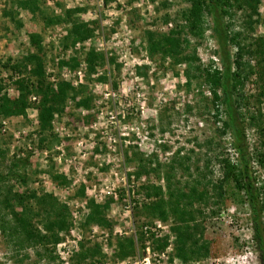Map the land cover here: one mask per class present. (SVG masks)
I'll list each match as a JSON object with an SVG mask.
<instances>
[{"label": "rangeland", "instance_id": "374dc122", "mask_svg": "<svg viewBox=\"0 0 264 264\" xmlns=\"http://www.w3.org/2000/svg\"><path fill=\"white\" fill-rule=\"evenodd\" d=\"M37 1L41 14L20 7L16 0H0V95L11 98L18 95L13 81L20 72L12 66L23 65L25 57L32 53L42 60L51 83L64 81L77 91H69L64 111L55 116L52 136L40 131L37 112L30 111L24 117L0 116V210L7 213L2 201L9 190L27 193L32 223L42 236L45 232L39 224L40 217L34 215L38 207L32 195L52 194L68 208V223L59 232L57 243L40 236L39 242L23 247L15 244L18 241L15 235L13 239L5 236L0 227V264H181L175 256L172 219L164 222L154 219L151 223L141 213L142 205L148 202L142 186L153 183L165 190L168 170L165 167L170 165L175 167L173 183L179 181L183 185L200 178L203 184L209 182L214 193L213 184L222 173L217 157L222 154L242 163L230 147L229 134L221 136L220 118L214 113L207 86L193 80L188 88L185 63L176 64L159 55L151 57L148 52V37L167 34L183 25L182 12L189 3L187 0ZM76 7L82 10L71 18L89 24L94 34L82 43L64 46L63 39L71 23L61 20L47 26L43 18H62L65 10ZM257 11L259 22L253 25H249L247 9L232 8V16L227 18L232 29L240 31L251 48L257 38L264 36V0L259 2ZM204 20L203 37H193L187 31H183L182 37L189 41L187 51H196L202 64L214 60L218 66L211 18L206 14ZM34 33L41 35L39 49L31 42ZM90 48L103 54L95 72L89 74L87 66L83 67L82 79L76 83L64 77V67L71 72L76 67L66 64L62 68L61 60L69 61L77 55L83 61L84 51ZM111 57L114 62H110ZM249 59L252 71L244 89L248 110L245 109L242 120L248 164L259 188L264 179V169L257 162V154L264 152V97L259 95L263 83L258 78L263 64L258 65L260 56L255 54ZM141 66H144L142 74L138 73ZM21 69L22 74L33 76L31 65ZM101 76L106 80H101ZM85 95L92 97L88 108L76 103ZM17 157L27 159V164L9 173ZM139 157L145 159L146 171L137 174ZM52 167L67 179L66 185L52 180ZM202 173L207 177L203 178ZM83 187L84 193L79 194ZM90 200L106 207L105 217L111 228L98 224L84 226ZM14 205L15 211L22 208ZM202 209L204 214L199 216V223L209 254L190 264H261L244 191L227 183L219 202ZM74 212L76 219L78 215L75 231L80 234V243L91 247L93 253L81 261L77 260V252L68 258L58 252L73 239ZM8 217L9 221L13 218L10 213ZM156 223H160L159 228ZM141 230L146 235L148 231L170 235L164 254L151 252V240L145 239L142 244L137 240L136 233ZM123 236L134 238L135 254L120 260L116 256V240Z\"/></svg>", "mask_w": 264, "mask_h": 264}, {"label": "trees", "instance_id": "16d2710c", "mask_svg": "<svg viewBox=\"0 0 264 264\" xmlns=\"http://www.w3.org/2000/svg\"><path fill=\"white\" fill-rule=\"evenodd\" d=\"M261 0H187L189 7L182 12L184 20L183 25L170 29L164 35H150L147 40L148 52L151 57L159 55L163 60L171 59L174 63H185L186 86H192V81L197 80L207 86L211 94L214 113L219 116V131L221 136L229 134L231 139L230 147L239 156L241 164L233 162L228 156L219 155L217 162L222 170L221 177L214 182L215 192L211 193L209 182L202 183L200 178H195L192 182L176 181L173 183L175 175L174 166H166L165 190L163 186L147 183L142 186L145 197L148 199L141 208V213L152 223L154 219L157 221H167L172 219L171 232L174 233V250L175 256L180 260L181 264H190L193 260L206 257L209 254L208 244L203 239L201 233V224L199 216H203L204 205L209 203L217 204L223 197L224 186L227 183L239 190L244 191L249 202L250 217L252 222V238L256 244L258 256L261 264H264V179L261 187H256L252 178L248 164V147L246 142V134L244 121L242 116L248 110V102L244 93L246 82L249 80L252 65L250 55L260 56L258 65V78L263 83L262 92L259 94L264 97V36L257 38L251 48L248 46L240 31L232 29L227 18L232 16V8L247 9L249 25L259 22V13L257 11L258 4ZM20 7L35 13L40 12L37 0H16ZM79 7L69 8L65 10L64 16L43 18L45 25H50L61 20L71 23L70 28L64 37V46L71 43H82L85 39L90 38L94 34V30L89 24L79 22L72 19L71 16L81 11ZM211 18V30L215 38L217 49L214 54L217 58L218 66L215 61L211 60L208 64L201 63L196 51H187L189 41L182 37L183 31H187L196 38L204 36L205 32V16ZM257 16L256 19L253 17ZM41 35L31 34V42L35 48H40ZM83 61L86 63L88 73H94L103 61V54L95 48H90L83 53ZM81 59L74 55L69 61L61 60V67L68 64L72 68H77L81 64ZM110 62H114V58H110ZM23 65H14L12 68L20 72L13 81V86L18 92L16 97L8 95H0V116H26L29 107V96L34 94L38 96L36 103L37 120L41 132H47L48 136H52L53 120L55 116L64 111L65 102L70 97V90H75L71 85L64 81L51 83L44 73V66L40 57L35 54H29L25 57ZM29 64L33 69V76L22 74V67ZM144 66L138 68V73L142 74ZM101 80H106L104 76ZM82 88V86H80ZM2 86L0 85V90ZM72 90V91H73ZM76 93V92H75ZM77 98V95H74ZM91 95H85L77 100L78 106L88 108L91 104ZM246 109V112H245ZM258 115L261 117L262 114ZM250 119H254L250 116ZM43 140V139H42ZM264 146V140H263ZM257 162L264 169V152L257 154ZM27 159L17 157L9 169V173H13L20 166H25ZM189 170V168H186ZM196 169L199 168L196 166ZM146 171L145 159L139 157L138 173ZM206 178V174H201ZM52 180L60 185H66L67 179L55 171L52 167ZM84 193V187L81 188L79 194ZM27 193H15L8 191L5 195L2 205L7 211L0 210V227L1 232L6 236L15 237V241L19 247L25 244L32 245L40 240L41 234L34 227L31 216L29 201H26ZM35 200L37 213L34 215L40 217L39 224L43 226L44 234L42 239L51 240L52 244L59 241L58 234L67 227L69 210L65 204L58 201L52 194L32 195ZM14 204L21 205L20 211H15ZM90 212L85 219L84 226L89 227L93 224L106 226L111 228V223L106 219V207L102 204L95 203L90 200L88 203ZM9 213L12 214V220L9 221ZM213 213V211H212ZM12 222V224H11ZM142 227V226H141ZM146 235L143 230L136 233L137 240L142 244L145 239L151 240L152 251L164 253L169 246L170 235H158L155 232L148 231ZM117 252L116 256L123 260L135 254V240L132 236L118 237L116 240ZM145 247V246H144ZM143 247V248H144ZM145 251V248H144ZM92 248L85 247V243H80V250L76 253L77 260L81 261L92 256Z\"/></svg>", "mask_w": 264, "mask_h": 264}, {"label": "built area", "instance_id": "2783aa9c", "mask_svg": "<svg viewBox=\"0 0 264 264\" xmlns=\"http://www.w3.org/2000/svg\"><path fill=\"white\" fill-rule=\"evenodd\" d=\"M75 44H77V43H75ZM83 67H86V63L84 61L81 62L80 66H78L74 72H71L69 69H67L66 67H64V69H63V70H65L64 77L72 78L75 81V83H76V80L77 79H79V80L82 79V76H83V72H82L83 71ZM29 101H31L30 102L31 103V107H28L27 108V110H26L27 111V114H29L30 111H32V112H34L36 114L37 109L34 108V105H36V103L38 102V96H36L34 94L30 95ZM1 130L2 131L5 130L4 126H3V128ZM72 214H73V217H74V222H73V224H74V226H73L74 230L72 229V231L74 232L73 239H71L70 241H67L66 243H64L63 247H61V249H58L59 254L62 255V256H64L65 258H68L69 256H71V254L73 252H78L79 249H80V240H81V237H80V234L75 231L76 228H77V224H78L75 221H77L78 215H77V219H76V215H75L76 213L74 212ZM156 224H157L156 227L159 228L160 227V223H156ZM156 227L154 228V230H156ZM158 235H162V234H158ZM147 249L149 250V247H147ZM151 252L153 254L157 253V252H153V251H151ZM161 254H164V253H161ZM147 262L149 263V258H147Z\"/></svg>", "mask_w": 264, "mask_h": 264}]
</instances>
